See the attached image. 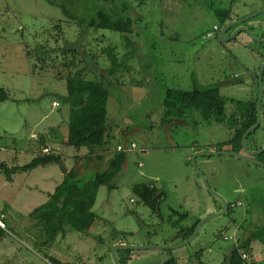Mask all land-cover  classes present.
I'll return each instance as SVG.
<instances>
[{
  "label": "rangeland",
  "instance_id": "rangeland-1",
  "mask_svg": "<svg viewBox=\"0 0 264 264\" xmlns=\"http://www.w3.org/2000/svg\"><path fill=\"white\" fill-rule=\"evenodd\" d=\"M55 1L79 20L95 15L90 0ZM127 1L137 17L129 35L81 30L60 8L44 0H0V88L8 94L0 101V162L8 166L29 163L43 148L41 139L51 148H43L42 153L60 154L66 170L75 155L86 152L63 145L68 107L59 97L66 94L65 81L55 78L58 69H42L36 63L44 55L37 45L48 39L46 49H69L83 31L81 48L74 47L82 60L77 68L85 62L88 65L82 68V76L93 80L116 67L114 74L105 77L109 86L108 146L113 150L118 145L136 147L126 151V162L112 181L114 188L98 189L92 208L98 220L94 230L85 236L68 229L65 237L57 238L50 247H38L42 242L39 229L24 224L18 216H26L38 206L39 189L50 191L61 179L59 167L38 166L14 175L10 184L0 175V213L11 228L0 241V264H49L47 257L69 264H113L110 251L118 242L134 246L181 243L171 224L176 217L169 216V209L187 214L183 227L218 209L213 201H219L205 190L190 158L197 151L232 150L228 144L231 134L221 125L207 124L196 113L193 118H171L162 124L164 94L167 89L191 90L196 81L218 84L226 97L253 100L255 79L246 78L244 66L255 70L256 64L241 44L248 38L241 35L237 40L218 41L205 37L215 23L213 11L219 0ZM59 20L60 36L67 43L60 39L56 45L52 27ZM109 49H113L115 65L108 60ZM224 49L230 50L233 58ZM54 102L58 106L53 107ZM255 147H264V120L246 140L249 151ZM256 160L263 162V154ZM196 164L209 187L232 207V215L208 220L194 240L176 249L118 251L119 264H160L171 257L177 264H222L239 239L262 227L264 167L223 155L198 157ZM92 176L89 171L83 181ZM150 182L165 195L159 216L132 192L134 184ZM5 196H9L7 200ZM6 204L10 207L5 210ZM263 242H252L251 264H264Z\"/></svg>",
  "mask_w": 264,
  "mask_h": 264
},
{
  "label": "trees",
  "instance_id": "trees-1",
  "mask_svg": "<svg viewBox=\"0 0 264 264\" xmlns=\"http://www.w3.org/2000/svg\"><path fill=\"white\" fill-rule=\"evenodd\" d=\"M44 1L51 6L60 8L63 15L70 21H76L81 30L95 28L129 35L137 19L135 12L128 7L127 0H90L95 15L87 21L79 20L68 11L65 5L55 0ZM209 7L213 9L212 4ZM213 16L215 22L221 24L224 22L217 11H213ZM52 29L57 35L51 37L56 45L60 39L63 44L67 43L60 36L62 34L60 20L54 23ZM83 33L78 34L80 37L74 43L75 45L72 43L69 49H65L63 46L50 50L46 49L49 44L48 39L43 44L37 45V48L42 50L44 55L36 59V63L42 69H58L55 78L65 81L66 94L59 97V102L68 107L67 136L63 145L75 149L76 152H79L80 149H86L87 153L75 155L69 170L64 168L60 154L42 153L43 148H40L34 158L23 166H8L4 162H0V175L8 183L12 181L14 175L31 171L38 166L55 164L63 173L62 181L52 193L47 194V200L43 204L35 207L26 216L17 215L20 221L25 222L24 224L27 223L30 224L29 227L33 225L39 229V237L42 242L38 244V247H50L57 238H64L68 229L85 236L89 235L98 224L97 216L92 211L98 189L103 186L112 190L114 188L112 181L126 162V151H117L108 147L110 136L106 105L109 86L105 77L114 74L116 67H111L106 70L108 74L103 73L93 80H87L82 76V68H86L88 65L85 62L84 67L77 68L78 63L82 60L79 51L74 47L81 48V41L85 36ZM112 52L113 49H109L108 60L112 65H115L116 58ZM72 69L75 70L73 73ZM7 95L0 88V101H5ZM255 101V99L242 101L229 98L220 93L218 84L201 85L194 81L191 90H165L161 123L165 124L171 118H193L196 113L207 124L221 125L227 129L231 134L228 140V144L232 146L230 151L237 152L241 149L242 135L255 123ZM193 122L196 123L197 121L194 120ZM106 148L109 149L107 154L102 152ZM259 148L255 147V150ZM89 171L93 173V176L89 181L84 182L83 178ZM132 192L152 213L160 215V203L164 200L165 195L159 192L151 182L134 184ZM219 206H221L220 203ZM6 207L8 208V206L4 207L5 210ZM231 208L228 204V212L225 216L230 217L232 215ZM169 212L171 218L176 217V220L171 224L176 230L179 241L186 240L200 219L193 222L191 226L183 227L181 222L187 218V214L174 209H169ZM4 220V216L1 215L0 241L11 232V228ZM263 236L264 224L250 232L245 239H239L230 249L229 254L224 256L222 264H251V261L243 259L242 255L249 258L252 242L259 241L262 243ZM45 259L49 264H69L62 263L53 257ZM163 264H177V262L175 258L171 257L165 260Z\"/></svg>",
  "mask_w": 264,
  "mask_h": 264
},
{
  "label": "flooded vegetation",
  "instance_id": "flooded-vegetation-1",
  "mask_svg": "<svg viewBox=\"0 0 264 264\" xmlns=\"http://www.w3.org/2000/svg\"><path fill=\"white\" fill-rule=\"evenodd\" d=\"M217 4L218 7L215 8L214 11H217V13L222 17V19H224L223 20L224 22L222 24L219 22H215L212 25L211 29L207 31L205 37L216 38V40L222 41L220 38V33L222 29L226 28L225 30L226 38H230L232 34L237 32V34H235L233 38L228 40H237L236 38L240 37L241 35L246 36L248 38V39L245 38V40L242 41L241 44L244 48H247L250 51L253 61L256 64V67H254L255 70H253V67L244 66L246 73L245 76L246 78L253 77L255 79L257 94L255 95L254 99L257 101V97L259 93L258 72L261 68V65L264 63V42L261 43V41L264 40V0H228L227 3L226 0H219ZM242 8L245 9V12L242 10ZM256 12H261V13L255 17L237 23L238 21ZM242 28H246L247 30H249L251 35L254 36V38L251 37L250 34L244 32L243 30L241 31ZM224 51H227L232 56L230 50L224 49ZM263 79H264V71L262 75V85L264 84ZM256 101H255V106H256ZM260 109H261V122H262L264 120L263 97L260 104ZM256 158L257 157H255V159ZM213 202L219 206L220 202L219 203L217 201H213ZM219 211H221V206H219V209L216 211V213ZM212 213H214V211Z\"/></svg>",
  "mask_w": 264,
  "mask_h": 264
},
{
  "label": "water",
  "instance_id": "water-1",
  "mask_svg": "<svg viewBox=\"0 0 264 264\" xmlns=\"http://www.w3.org/2000/svg\"><path fill=\"white\" fill-rule=\"evenodd\" d=\"M261 12H256L253 13L252 15L245 17L244 19L238 21L237 23H240L244 20L250 19L252 17L257 16L258 14H260ZM225 30L226 28L221 30L220 33V38L221 40H228L234 37L235 34H237V32H235L234 34H232L230 36V38H226L225 36ZM246 32L247 34H250L251 37L254 38V36L251 35L250 31L247 30L246 28H242L241 31ZM264 40L261 41V43H263ZM263 71H264V63L261 65V68L258 72V86H259V93H258V97H257V101H256V120L255 123L249 127L244 134L241 137L240 140V145H241V151L240 152H236V151H197L195 152L192 157L190 158V165L192 166L193 170L196 172L198 178L200 179L203 187L205 188V190L214 198H216L220 204H221V211L217 212V213H213V214H209L206 217H203L198 224L196 225L194 231L192 232V234L184 241H181V243L174 245V246H166V245H147V246H134V245H127V244H115L112 246L111 251H110V256L112 259L113 264H119L118 261V257H117V252L121 251V250H145V249H163V250H171V249H176L179 248L181 246H184L188 243H190L192 240H194V238L197 236V233L199 231V229L201 228V226L207 222L208 220H211L213 218L216 217H220L225 215V213L228 210V204L226 202V200H224L221 196H219L218 194H216V192H214L208 185L206 178L204 176V174L201 172V170L198 168L197 164H196V159L198 157H212V156H218V155H223V156H232L234 158H238L240 160L249 162L251 164L254 165H258V166H262L264 167V163L260 162L258 160L255 159V157L262 155L264 153V147L257 149V150H251L249 151L246 148V140L248 138V136L254 132L260 125L261 122V109H260V104L262 101V97H263V85H262V75H263ZM40 143L42 144L43 148H45V145L43 143V140H40Z\"/></svg>",
  "mask_w": 264,
  "mask_h": 264
},
{
  "label": "crops",
  "instance_id": "crops-1",
  "mask_svg": "<svg viewBox=\"0 0 264 264\" xmlns=\"http://www.w3.org/2000/svg\"><path fill=\"white\" fill-rule=\"evenodd\" d=\"M53 107H54V106H53ZM45 147H46V148H49V150H51L50 147H48V146H46V145H45ZM108 147H109V146H108ZM108 150H109V149L106 148V150H103L102 152H104V153L107 154V153H109ZM84 153H87V151L84 152ZM84 153H83V154H84ZM83 154H82V155H83ZM72 159H73V158H72ZM19 175H20V174H19ZM15 176H16V175H15ZM15 176H14V177H15ZM62 178H63V174L61 175V179H58L59 181H58L57 183H54V184L52 185L50 191H44L43 189H39V190H38V191H40V192H39V195H41V197H39V196L37 197V201L39 200V202H40V203L38 204V206L41 205V204H43V203L47 200V194H50V193L53 192L54 188H55V187H56V186L62 181ZM4 182H5V180H4ZM12 182H13V178H12V181H11L10 183H12ZM5 183H8V182H5ZM10 183H8V184H10ZM1 190H2V189H1ZM8 197H9V196H5L4 199L7 200ZM1 202H2V201H1ZM2 203H3V202H2ZM5 206L10 207L8 204H6ZM5 206H4V207H5ZM212 212H213V211H212ZM1 215H2V213H0V216H1ZM3 216H4V215H3ZM1 225H2V224H1ZM116 244H126V243H120V242H118V243H116ZM54 259H55V258H54ZM56 260H57V259H56ZM58 261H59V260H58ZM60 262H61V261H60ZM163 262H164V260H162L160 264H163ZM62 263H63V262H62Z\"/></svg>",
  "mask_w": 264,
  "mask_h": 264
},
{
  "label": "built area",
  "instance_id": "built-area-1",
  "mask_svg": "<svg viewBox=\"0 0 264 264\" xmlns=\"http://www.w3.org/2000/svg\"><path fill=\"white\" fill-rule=\"evenodd\" d=\"M213 29H215V28H213ZM53 106H58V104L57 103H53L52 104ZM135 145L134 144H130L129 146L128 145H118L117 147H116V150L117 151H127L128 149H130V150H135ZM138 166H141V164H139ZM0 226L2 227V225L0 224ZM242 258L243 259H248V257L246 256V255H242Z\"/></svg>",
  "mask_w": 264,
  "mask_h": 264
}]
</instances>
